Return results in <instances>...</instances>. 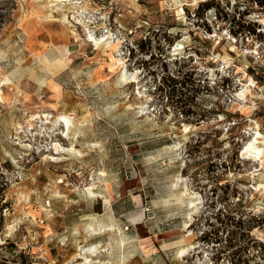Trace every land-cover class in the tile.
<instances>
[{"label": "rangeland", "instance_id": "374dc122", "mask_svg": "<svg viewBox=\"0 0 264 264\" xmlns=\"http://www.w3.org/2000/svg\"><path fill=\"white\" fill-rule=\"evenodd\" d=\"M0 95V264H264V0H0Z\"/></svg>", "mask_w": 264, "mask_h": 264}, {"label": "bare ground", "instance_id": "6f19581e", "mask_svg": "<svg viewBox=\"0 0 264 264\" xmlns=\"http://www.w3.org/2000/svg\"><path fill=\"white\" fill-rule=\"evenodd\" d=\"M68 1H72V0H56V2L57 3H59V2H68ZM78 7V6H77ZM53 9V8H52ZM83 14V13H82ZM75 15H79V17H80V11H78ZM78 17V18H79ZM82 17H85V16H83L82 15ZM88 17V16H87ZM75 18H76V16H75ZM84 20H85V18H84ZM84 20L82 21L81 19H78V22L82 25H85L86 26V24H85V22H84ZM91 37H92V40H93V42H96L95 44H96V47H97V49L96 50H98V51H100V50H102L103 52H107V51H113L114 50V48H115V46L114 47H112V46H110V42H106L107 41V39H102V40H100L99 41V39L98 38H95L93 35H91ZM106 42V43H105ZM100 49V50H99ZM223 57V56H222ZM223 61V60H222ZM224 63V62H223ZM126 67V66H125ZM124 70V69H123ZM127 75H128V71H123V73H122V78L124 79V78H126L127 77ZM132 75V74H131ZM120 76V75H119ZM133 78V79H132ZM132 78H131V80H133L132 82H134V79L136 78L134 75L132 76ZM137 81V80H136ZM138 82V81H137ZM131 83V82H130ZM248 91H245L244 92V94L243 95H241V97L243 98L244 97V95L247 93ZM140 93V92H139ZM138 93V94H139ZM143 96V95H142ZM0 98L2 99V96L0 95ZM244 99V98H243ZM58 119L55 121V122H53V126L54 127H56V128H59V127H64V128H66L67 129V133H68V135H69V138H67L68 140H72V137H71V133H72V131L76 128L75 127V121H74V119L72 118V117H69V116H66V115H60L59 117H57ZM53 119V117L52 116H50V115H41V116H38V115H36L35 117H33L32 118V120L30 121V122H33V123H35L36 121H40L41 122V124H42V126L44 125H50L51 123H52V120ZM39 122V123H40ZM38 123V122H37ZM59 123H60V125L62 124V126H59L58 127V125H59ZM32 126V125H31ZM18 129H24V127L20 124L19 126H18ZM65 131V130H64ZM63 131V132H64ZM76 132H77V130H76ZM20 134H22L23 133V131L21 130L20 132H19ZM25 133H26V131H25ZM77 134V133H76ZM67 135V134H66ZM78 135V134H77ZM65 136V135H64ZM263 138V136L261 135V133H256L255 134V137H254V139H253V143H252V145H251V148H250V152H251V155L252 156H254V157H256V158H259V159H263L264 158V149L263 148H261V147H259L257 144H258V142H259V139H262ZM56 142V141H55ZM58 144V143H57ZM57 146H59V145H57ZM24 147V146H23ZM76 146L74 145V143L72 142V146H71V148L70 149H64V151H69V152H71V151H76V148H75ZM60 148V147H59ZM78 154V153H77ZM79 155V154H78ZM96 187L95 186H93V185H91V186H89V187H87L86 188V190H87V192L90 194V195H92V196H97V197H101L102 195H100L98 192H96V189H95ZM197 201V200H196ZM190 205V209L192 210V211H196L197 210V208L195 207V201H193V200H191L190 201V203H189ZM99 227V229H97ZM97 228L96 227H94V226H92V230H93V232H99V231H103V230H106V229H108V228H110L111 230L112 229H114V225L113 224H110V225H107V224H105V223H98V226H97ZM95 252V251H94ZM97 252V251H96ZM189 252V249L188 248H183L182 250H181V255H185V254H187ZM98 253V252H97ZM94 254V253H93Z\"/></svg>", "mask_w": 264, "mask_h": 264}, {"label": "crops", "instance_id": "0c3cea01", "mask_svg": "<svg viewBox=\"0 0 264 264\" xmlns=\"http://www.w3.org/2000/svg\"><path fill=\"white\" fill-rule=\"evenodd\" d=\"M46 62H48V60H46ZM65 68H66V67H65ZM65 68H64V69H65ZM64 69H61V70H58V71H56V70L53 69V70L51 71V74H53V73H58V72H60V71H62V70H64Z\"/></svg>", "mask_w": 264, "mask_h": 264}, {"label": "trees", "instance_id": "16d2710c", "mask_svg": "<svg viewBox=\"0 0 264 264\" xmlns=\"http://www.w3.org/2000/svg\"><path fill=\"white\" fill-rule=\"evenodd\" d=\"M177 84V82L174 84V83H172L171 85L173 86V85H176Z\"/></svg>", "mask_w": 264, "mask_h": 264}]
</instances>
